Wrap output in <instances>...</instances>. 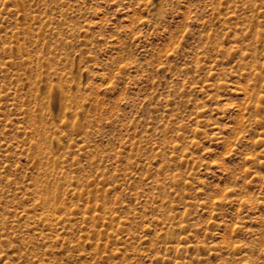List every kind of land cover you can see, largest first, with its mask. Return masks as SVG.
Masks as SVG:
<instances>
[{"label": "rangeland", "instance_id": "1", "mask_svg": "<svg viewBox=\"0 0 264 264\" xmlns=\"http://www.w3.org/2000/svg\"><path fill=\"white\" fill-rule=\"evenodd\" d=\"M0 264H264V0H0Z\"/></svg>", "mask_w": 264, "mask_h": 264}, {"label": "bare ground", "instance_id": "2", "mask_svg": "<svg viewBox=\"0 0 264 264\" xmlns=\"http://www.w3.org/2000/svg\"><path fill=\"white\" fill-rule=\"evenodd\" d=\"M57 89L58 88H56V85H54V84L49 85V87L46 89V91H47L46 93H47V96H48V103H50V101H53V98H54V95H55L56 92H58L59 95H62L63 94V92L61 90H57ZM37 132L40 133L41 132V129L40 128L37 129ZM45 188L46 187H44V189ZM44 189H43L42 193H40L41 194V198H42L43 202L45 203V205H48V204L50 205L51 204L50 203V199H49V196H47L48 193ZM51 193H52L53 196H56L55 195V192H52L51 191ZM54 205H53V207H54ZM50 207H52V205H50Z\"/></svg>", "mask_w": 264, "mask_h": 264}]
</instances>
